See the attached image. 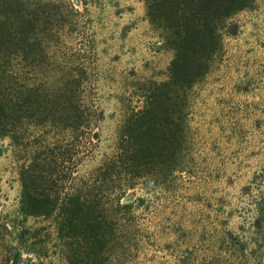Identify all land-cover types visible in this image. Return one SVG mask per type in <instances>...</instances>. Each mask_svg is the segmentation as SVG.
<instances>
[{
  "label": "trees",
  "instance_id": "trees-1",
  "mask_svg": "<svg viewBox=\"0 0 264 264\" xmlns=\"http://www.w3.org/2000/svg\"><path fill=\"white\" fill-rule=\"evenodd\" d=\"M143 2L173 52L166 80L139 84L141 106L123 102L110 153L87 167L98 148V114L85 97L89 71L81 57L71 68L69 49L61 59L50 40L67 27L65 12L51 1L0 0V132L20 163L18 214L42 222L17 239L35 253L51 243L36 242L47 233L66 264H264V101L260 118L257 104L250 109L259 147L244 184L235 186L237 176L230 192L169 212L156 201L186 181L224 183L219 171L196 170L189 95L221 54L227 21L256 0ZM140 185L153 193L136 196ZM7 227L17 229L0 221V240Z\"/></svg>",
  "mask_w": 264,
  "mask_h": 264
},
{
  "label": "rangeland",
  "instance_id": "rangeland-1",
  "mask_svg": "<svg viewBox=\"0 0 264 264\" xmlns=\"http://www.w3.org/2000/svg\"><path fill=\"white\" fill-rule=\"evenodd\" d=\"M45 1L58 5L55 7L67 16L64 32L50 39L54 42L52 49L61 59L69 49L66 56L73 62L71 68L77 67L76 60L81 57L89 71L85 97L98 114L95 131L98 148L94 161L87 167L95 166L112 149L116 131L124 119L126 101L131 98L134 106H141L139 84L166 80L173 52L149 24L143 0ZM221 37V54L190 92L188 121L197 172L201 175L210 170L219 171L224 183L220 187L215 183L196 187L186 181L176 193H164L156 200L168 212L172 205L184 206L196 201L204 204L224 188L230 192L227 187L237 176L235 186H241L256 163L253 154L259 146L254 141L259 134L252 132L250 109L257 104L259 118L262 116L264 0H256L252 8L232 16ZM253 87L257 88L256 95L251 94ZM231 118L238 123L239 130L235 132L238 137L226 126L231 124ZM19 166L9 139L0 132V221L17 228L12 231L7 227L8 234L0 240V264H12L17 255V264H66L53 247V237L47 233L41 231L36 242L51 243L46 248L36 247L35 253H27L31 252L27 251L28 243L24 245L17 239L21 229L36 228L42 223L33 218L23 222L18 214ZM134 193L150 196L153 189L140 185ZM22 225L25 227L21 228Z\"/></svg>",
  "mask_w": 264,
  "mask_h": 264
}]
</instances>
